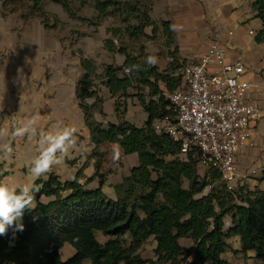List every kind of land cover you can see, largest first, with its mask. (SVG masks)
Segmentation results:
<instances>
[{"label":"trees","instance_id":"obj_1","mask_svg":"<svg viewBox=\"0 0 264 264\" xmlns=\"http://www.w3.org/2000/svg\"><path fill=\"white\" fill-rule=\"evenodd\" d=\"M43 1L59 4L70 16L75 15L70 0H32L34 11H42L39 5ZM91 1L101 14L117 6V0ZM253 8L264 29V0H254ZM16 12L4 3L0 17ZM44 15L42 12L39 17ZM33 17L31 13L29 18ZM145 22L139 32L142 37L147 36V26L155 25L149 17ZM162 23L168 29L165 36L169 46L174 45L177 55L172 27ZM112 47L110 41V50ZM118 52L125 56V63L122 67L108 66L104 84L117 97L116 111L120 107L118 101L128 97L129 89H135L148 114L146 124L138 128L127 122L114 125L92 120L93 106L85 102L96 95L91 89L94 67L92 62L83 60L86 74L84 82L76 88V96L84 111L91 141L96 147H105L94 152L99 188L86 189L80 183L81 171L73 181L65 183L54 174L46 181L38 179L34 188L39 191L33 192L36 207L25 211L24 230L13 234L10 228L6 236H0V264H179L180 259L189 255L180 249L179 239L183 237H191L196 242L192 264H231L222 254L229 247L227 239L235 236L241 238L243 252L254 249L264 264V191L235 192L221 183L203 195L206 186L212 187L221 179L220 174L207 170L206 176L200 178L195 153H190L187 160L178 158L179 145L153 128L154 120L171 114L166 98L164 103L162 84L167 92H172L181 86L182 74L173 80L169 72L149 65L144 48L135 56L121 49ZM126 69L130 70L128 74ZM133 153L138 154L139 165L115 187L117 198H107L102 188L112 165ZM185 179L189 182L187 189L183 188ZM42 197L51 200L44 203ZM227 215H232V227L225 233L223 219ZM97 232L110 239L101 244L96 238ZM152 236L157 241L156 260H144L138 252ZM66 244L75 249V255L62 261L61 250Z\"/></svg>","mask_w":264,"mask_h":264},{"label":"crops","instance_id":"obj_2","mask_svg":"<svg viewBox=\"0 0 264 264\" xmlns=\"http://www.w3.org/2000/svg\"><path fill=\"white\" fill-rule=\"evenodd\" d=\"M254 0H155L153 18L171 25L177 57L187 60L197 52L207 51L212 33L218 28L233 32V37H225L227 59L241 62L245 69V80L249 83L247 99L260 109V118L251 124V138L247 147L237 156L238 178L226 186L231 190L264 191V29ZM1 9V6H0ZM35 22L24 21L20 16L11 14L0 17V145L11 147L10 153L0 149V181H8L18 189L28 185L34 188L36 180H48L51 174L60 182L73 181L79 171L80 181L86 189L99 188L96 178L94 152L105 147L91 141V132L86 124L85 114L76 96V88L84 79L82 61L76 50L62 46L58 39L51 41L40 26L36 39ZM110 57V66L122 67L125 56L117 51ZM148 51H146L147 53ZM169 59V58H167ZM160 67L159 62L155 64ZM161 72L163 68L159 69ZM96 84V95L86 99L92 107V120L96 123L107 121L114 125L127 122L142 128L148 120L137 97L135 89H129L128 97L121 98L119 111H116L117 97H113L101 77ZM97 99L99 101H97ZM123 105V106H122ZM34 135L17 137V128L33 120ZM54 126L73 130L75 148L52 166L51 171L36 177L32 174L33 161L40 152V140ZM178 156V154H177ZM195 158L197 156L195 155ZM186 160V159H184ZM139 165L137 153L121 158L112 165L110 174L102 188V193L112 200L117 198L116 186L130 176L131 170ZM197 171L200 178L207 174V168L198 159ZM253 171L255 173H253ZM51 198L42 197L47 203ZM224 232L232 227V215L224 219ZM96 238L105 244L110 238ZM227 250L222 258L231 264H262L254 249L243 252L239 236L227 239ZM179 246L189 252L180 264H192L196 242L191 237L179 239ZM155 237H150L139 249L144 260H156ZM170 264V263H168ZM206 264H211L210 262Z\"/></svg>","mask_w":264,"mask_h":264},{"label":"built area","instance_id":"obj_3","mask_svg":"<svg viewBox=\"0 0 264 264\" xmlns=\"http://www.w3.org/2000/svg\"><path fill=\"white\" fill-rule=\"evenodd\" d=\"M227 36L233 32L214 30L207 51L183 62L181 86L164 93L171 114L154 120L153 128L179 145L177 157L187 160L195 153L229 185L238 178L235 161L249 143L260 109L247 99L243 64L227 59Z\"/></svg>","mask_w":264,"mask_h":264},{"label":"rangeland","instance_id":"obj_4","mask_svg":"<svg viewBox=\"0 0 264 264\" xmlns=\"http://www.w3.org/2000/svg\"><path fill=\"white\" fill-rule=\"evenodd\" d=\"M70 1L74 16H70L61 5L49 1H43L39 5L42 11H34L32 0H2L0 1V13H2V4L7 3L9 9H16V15L22 16L24 21L35 22L36 39H43L38 31L42 26L45 36L49 34L51 41L58 39L62 46L65 45L69 49L75 48L76 50V45L81 46V49L77 48L76 51L80 56V61L88 60L94 67V74L91 76V82H93L91 89H96V84L100 82L99 79L104 77L105 69L110 66V57L116 54L112 51L120 49L135 56L139 53L140 48H144L145 52L148 51L147 56L155 57L159 62V69L162 67V71L169 72L170 78L175 80L181 77L183 61L178 60L174 45L169 46L165 36L168 29L163 26V21L153 18L155 0H117V6L110 7L105 14L99 13L91 0ZM42 12L45 14L44 17H41L42 15L39 17ZM31 13H34L35 17L29 18ZM147 17L155 25L147 26L145 28L147 36L142 37L139 32L146 25ZM44 24L47 25V28ZM110 41L114 45L112 50H110ZM83 72H86L84 68ZM82 82H84L83 79ZM162 86L164 93L169 91L164 84ZM165 98L166 96L163 94L164 103L166 102ZM221 183L224 182L219 179L211 188L209 185L206 186L203 195H207L213 186L218 187ZM188 187L189 182L185 179L183 188L187 189ZM98 234L99 239H102L104 235ZM74 250L71 245L66 244L61 250L62 261L73 257Z\"/></svg>","mask_w":264,"mask_h":264},{"label":"clouds","instance_id":"obj_5","mask_svg":"<svg viewBox=\"0 0 264 264\" xmlns=\"http://www.w3.org/2000/svg\"><path fill=\"white\" fill-rule=\"evenodd\" d=\"M147 63L155 64V57L149 56ZM34 123L35 118L26 122L23 127L17 128L14 134L17 137H23L31 130V134L34 135ZM3 135H5V131L0 129V136ZM75 146L72 129L54 126L40 140V152L33 161L32 174L40 177L48 173L52 166L61 163V159L67 156ZM0 149L5 153L11 152V147L7 144L0 145ZM34 191L38 192L39 189L28 185L18 189L8 181H0V236H6L10 228L13 230V234L24 230L22 220L25 211H31L36 207Z\"/></svg>","mask_w":264,"mask_h":264}]
</instances>
